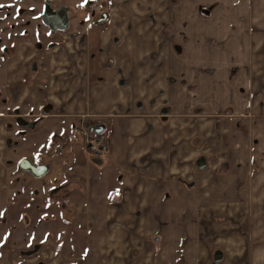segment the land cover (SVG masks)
<instances>
[{"label":"crops","instance_id":"crops-1","mask_svg":"<svg viewBox=\"0 0 264 264\" xmlns=\"http://www.w3.org/2000/svg\"><path fill=\"white\" fill-rule=\"evenodd\" d=\"M108 2L69 13L35 80L32 45L0 62V174L49 163L25 183L70 190L90 264H264V0ZM88 121L111 154L68 141Z\"/></svg>","mask_w":264,"mask_h":264},{"label":"rangeland","instance_id":"rangeland-1","mask_svg":"<svg viewBox=\"0 0 264 264\" xmlns=\"http://www.w3.org/2000/svg\"><path fill=\"white\" fill-rule=\"evenodd\" d=\"M29 1L0 0V2L9 3L13 10L17 6L22 7L20 2L31 4L27 3ZM64 1L69 4L70 13L79 15L80 19L83 20L84 17H90L86 6H89L90 1L96 2L97 0H63L60 3L54 2V4L58 5ZM23 20L25 22L27 17H24ZM29 27L31 29L33 23ZM29 39H33V35L28 36ZM5 40L6 38H1L0 42ZM6 41L9 42L8 39ZM75 136H77V132ZM14 151L19 153L20 150L15 148ZM8 155L12 156V151H8ZM15 160L17 161L16 155ZM8 165L9 163L3 159L1 168L6 169ZM10 170L12 168L8 171H2L0 174V264H25L24 253L29 248L30 241L36 240L38 242L45 239L44 234L50 236V239L43 240L45 246L42 247L41 257L46 256L45 260L48 264H90L92 261L90 254L93 253L94 246L93 236L96 230L93 226H86V222H84L85 211L79 210L75 214V211L72 210L74 207H70L71 202H73L70 200V190H68L69 194H63L65 192L64 187L58 186L57 192L52 189L54 193L49 194L51 190L47 189V186L46 188L41 186L40 189L31 188L24 180L25 177L32 180L31 175L26 173L27 175L25 174L24 177L21 176L15 180L10 178ZM19 171L21 172V169L16 168V172ZM30 189L32 190L30 191ZM62 218L63 221L60 225L59 222ZM39 224L40 231L37 232L35 229ZM26 225L28 226L26 227ZM88 227L89 232L87 231ZM57 231L63 233L61 237L55 236ZM58 245L62 247L60 246L57 252L51 256L52 251H55Z\"/></svg>","mask_w":264,"mask_h":264},{"label":"flooded vegetation","instance_id":"flooded-vegetation-1","mask_svg":"<svg viewBox=\"0 0 264 264\" xmlns=\"http://www.w3.org/2000/svg\"><path fill=\"white\" fill-rule=\"evenodd\" d=\"M20 1V0H19ZM47 0H30L26 3H21L22 7H13L9 3L0 2V39L6 38L3 42H0V62L6 61V58H16L18 52L23 50L28 53V48L30 45L33 46L34 54L31 56V61L29 63V72L32 74V80H35L37 76L39 77L42 73V60L45 58L44 52L46 50L54 49L55 46L59 44L62 30L54 31L52 28L48 27L44 22V12L46 9ZM50 1V5L54 8L53 0ZM63 1V0H60ZM58 1H56L57 3ZM60 3V2H59ZM100 6L101 11H97L95 8ZM65 7L68 11L69 21H70V7L67 2L58 4L56 8ZM22 8V9H20ZM86 10L90 15L93 23L96 25H103L110 20L111 8L109 6L108 0H97L90 1L89 6H86ZM27 9V10H26ZM104 13H108L109 17L102 22L99 20L102 18ZM27 17V20H23ZM10 20V21H8ZM17 22V23H16ZM33 23V27L30 29ZM34 32L32 33V31ZM33 35V39L28 40V36ZM29 54V53H28ZM20 108L16 106V108ZM45 240V239H43ZM43 240L38 242L31 240L29 248L25 250V264H48L46 256L41 257L42 247L45 246ZM57 242V240H55ZM43 244V245H42ZM61 245L56 246L55 251H52L51 256ZM62 247V246H61ZM221 257V259L214 263L216 258ZM223 252H215L213 260L209 264H219L223 261ZM34 261V263H31Z\"/></svg>","mask_w":264,"mask_h":264},{"label":"water","instance_id":"water-1","mask_svg":"<svg viewBox=\"0 0 264 264\" xmlns=\"http://www.w3.org/2000/svg\"><path fill=\"white\" fill-rule=\"evenodd\" d=\"M108 17V13H104L99 22L105 21ZM43 19L45 24L54 31L66 30L69 27V15L67 9L65 7L54 9L48 0L46 1V9ZM85 126L87 129H90L92 133L96 134H102L106 129L105 124H93L90 121L86 122ZM18 167L35 178L45 177L51 170V165L49 163L36 164L32 159L27 157L20 159ZM220 259L221 257L216 258L215 263Z\"/></svg>","mask_w":264,"mask_h":264},{"label":"built area","instance_id":"built-area-1","mask_svg":"<svg viewBox=\"0 0 264 264\" xmlns=\"http://www.w3.org/2000/svg\"><path fill=\"white\" fill-rule=\"evenodd\" d=\"M97 11H101L100 6L98 5L95 8ZM69 142H75L82 146H84L86 149L91 151L95 154H102V155H109L111 154V147L110 144L106 138V136L102 134H96L92 132H85L82 133L79 138H75L74 136H70L68 138Z\"/></svg>","mask_w":264,"mask_h":264},{"label":"snow or ice","instance_id":"snow-or-ice-1","mask_svg":"<svg viewBox=\"0 0 264 264\" xmlns=\"http://www.w3.org/2000/svg\"><path fill=\"white\" fill-rule=\"evenodd\" d=\"M0 7H4V5H0Z\"/></svg>","mask_w":264,"mask_h":264}]
</instances>
